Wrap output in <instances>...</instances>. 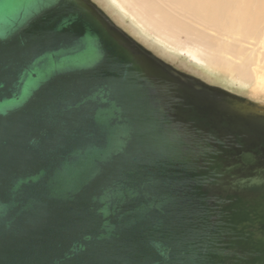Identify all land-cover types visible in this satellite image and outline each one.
I'll list each match as a JSON object with an SVG mask.
<instances>
[{
	"label": "water",
	"instance_id": "95a60500",
	"mask_svg": "<svg viewBox=\"0 0 264 264\" xmlns=\"http://www.w3.org/2000/svg\"><path fill=\"white\" fill-rule=\"evenodd\" d=\"M0 264H264V103L93 0H0Z\"/></svg>",
	"mask_w": 264,
	"mask_h": 264
},
{
	"label": "bare ground",
	"instance_id": "6f19581e",
	"mask_svg": "<svg viewBox=\"0 0 264 264\" xmlns=\"http://www.w3.org/2000/svg\"><path fill=\"white\" fill-rule=\"evenodd\" d=\"M111 1L119 5L122 11H127L119 0ZM133 3L138 7L137 16L161 35V39H167L166 42L169 40L175 43L184 35L200 40L201 45L209 49L223 50L222 46L204 37L203 32L187 24L188 18L196 25L216 30L223 37L238 38L241 43H250L252 52L240 65L218 61L217 57L209 58L214 68L218 67L228 74L237 73L240 80H251V67L255 64L256 49L264 42V0H133ZM180 50L192 60L204 64V59L196 50L188 47Z\"/></svg>",
	"mask_w": 264,
	"mask_h": 264
},
{
	"label": "rangeland",
	"instance_id": "374dc122",
	"mask_svg": "<svg viewBox=\"0 0 264 264\" xmlns=\"http://www.w3.org/2000/svg\"><path fill=\"white\" fill-rule=\"evenodd\" d=\"M93 1L134 39L177 69L193 75L210 85L220 87L254 102L264 103V42L256 49L255 64L251 67V80H240L237 73L228 74V72L220 70L218 67L217 69L214 68L209 57H217L218 61L240 65L242 60L252 52L251 48L253 47L250 43H241L238 38L223 37L216 30L199 24L196 25L188 18H186L188 20L187 24L192 26L193 29L203 32L204 37L213 41L214 44L222 46L221 49L223 50L209 49L205 45H201L200 40L184 35H181L175 43L169 40L166 42L167 39H161V35L157 34L154 29L147 26L146 22L137 16L138 7L134 5L133 0H119L126 8V12L122 11L120 6L111 0ZM175 44L177 47H175ZM186 47L196 50L204 59V64H200L192 60L187 54L181 53L180 49L185 50ZM236 51L238 52L236 53Z\"/></svg>",
	"mask_w": 264,
	"mask_h": 264
}]
</instances>
